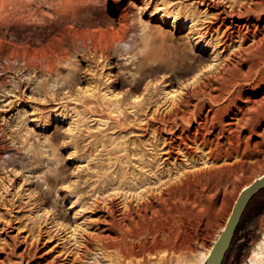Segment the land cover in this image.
Segmentation results:
<instances>
[{
    "label": "rangeland",
    "instance_id": "1",
    "mask_svg": "<svg viewBox=\"0 0 264 264\" xmlns=\"http://www.w3.org/2000/svg\"><path fill=\"white\" fill-rule=\"evenodd\" d=\"M23 4V0H0V34L4 38L0 37L5 40L0 41V264H49L54 257L60 264H110L116 252L105 254L98 247L101 238L118 232L127 243L125 248H145L144 264H204L242 188L264 173V123L260 117L264 103L258 107L263 91L253 90L252 49L234 57L239 39L222 44L215 28L207 32L211 10L202 0H28L25 7ZM18 7L26 9L22 12ZM91 9L100 18L87 32ZM123 12L134 19L125 33L118 26ZM98 27L100 30L95 29ZM120 35L122 43L115 41ZM22 40L31 57L25 56L28 51ZM43 42L47 46H41ZM13 45L26 53L18 51L23 53L22 60L15 49L20 62L32 58L38 68L28 67L26 62L21 65L11 57ZM28 46L42 47L44 52L51 46L48 50L52 52L45 53L54 64L39 67L45 53L39 48H31L35 54L30 53ZM44 56L45 61L50 59ZM227 64L232 69L225 72ZM75 72L80 82L74 79ZM219 73L223 78L236 73L243 79L229 82L230 78L223 79L216 75ZM214 74L222 88L219 103L237 97L233 111L243 108L246 113L239 131V143L246 148L236 151L235 144L226 145L230 154L226 150L228 155L213 157L206 148H197L192 157L182 151L168 157L163 140L167 134L154 131L155 114H169L185 86ZM225 82H234L235 87ZM115 118L125 122L122 127ZM42 177L51 178L52 186ZM263 200L264 193L244 212L223 264H245L253 255L254 264H264ZM141 203L151 205L152 211ZM109 218L114 233L105 230ZM82 251L87 257L79 256ZM21 254H25L22 260ZM101 257L107 258L100 261Z\"/></svg>",
    "mask_w": 264,
    "mask_h": 264
},
{
    "label": "bare ground",
    "instance_id": "2",
    "mask_svg": "<svg viewBox=\"0 0 264 264\" xmlns=\"http://www.w3.org/2000/svg\"><path fill=\"white\" fill-rule=\"evenodd\" d=\"M26 1V0H25ZM88 1V0H87ZM90 1H92V0H90ZM203 1V3H204V5L207 7V8H209L210 10H211V13H210V15H211V20L208 22V24L206 25V30H207V32L211 29V28H215L216 29V31H218V33H219V39H220V41H222V44H225V43H227V42H232V43H234L235 42V39H239V47H237L238 49H236L234 52H232V55L234 56V57H237V56H239V55H241L242 56V53L243 52H245V54H248L246 51H250L251 49H252V51L251 52H253V73H254V76H253V90H255V91H259V92H262L263 91V97L260 99L259 98V102H258V99L256 100L257 102H258V107H260L259 105L260 104H262V103H264V0H202ZM16 2H18V1H16ZM19 2H21V1H19ZM27 2H28V0H27ZM26 2V3H27ZM30 2V1H29ZM14 2H12V4H13ZM22 3V2H21ZM23 3L24 4H26L25 2H24V0H23ZM90 3V2H89ZM16 4V3H15ZM15 4H14V6H15ZM24 4H23V6H24ZM89 5V4H88ZM92 5H93V3H92ZM13 6V7H14ZM16 6H18L17 4H16ZM20 6V5H19ZM25 7V6H24ZM24 7H18V8H21L20 10H22V12H23V10L24 9H26V8H24ZM18 8H15L16 9V11H17V9ZM22 8H24V9H22ZM91 8V7H90ZM29 9L27 8V10H26V12L28 11ZM33 10V9H32ZM86 10V9H85ZM99 10V9H98ZM13 11H14V9H13ZM19 11V10H18ZM30 11V10H29ZM39 11H41V10H39ZM25 11H24V13H26ZM35 12V11H34ZM88 12H89V14H90V16H91V19H90V21L87 23V27L86 26H84V25H82V26H84V28L86 27V31L87 32H90L91 31V27H92V24L96 21H99V18H100V15L98 14L99 12H97V11H95L94 9H91V10H88ZM15 13V11L13 12V14ZM36 13V12H35ZM40 13V12H39ZM43 13H44V11H43ZM23 14V13H22ZM27 14V13H26ZM31 13H28L27 15H30ZM46 14V13H45ZM45 14H44V16H45ZM87 14V13H86ZM86 14L84 15V18H85V16H86ZM15 15V14H14ZM13 15V16H14ZM20 15V14H19ZM33 15V14H32ZM35 15V14H34ZM33 15V16H34ZM40 15H41V13H40ZM17 16V15H16ZM43 16V17H44ZM134 16V15H133ZM12 17V16H11ZM20 17H22V15H20ZM26 17V16H25ZM25 17H23L24 19H25ZM27 17H29V16H27ZM26 17V18H27ZM41 17V16H40ZM135 17V16H134ZM16 18V17H15ZM18 18H19V16H18ZM38 18V17H37ZM45 18V17H44ZM90 18V17H89ZM106 18V17H105ZM136 18V17H135ZM32 19V18H31ZM39 20H40V18H38ZM87 19V18H86ZM86 19H85V21H86ZM11 20V19H10ZM9 20V21H10ZM15 19H13L12 21H14ZM33 20H34V17H33ZM33 20L32 21H30V22H32V23H34L33 22ZM37 20V19H36ZM102 20V19H101ZM136 20V19H135ZM18 21H20V20H18ZM27 21V22H26ZM28 21L29 20H25V22L27 23V24H29L28 23ZM42 21V20H41ZM46 21V20H45ZM108 21V20H107ZM106 21V22H107ZM134 21V19H133V17H130L129 15H128V13H126V12H123L122 14H121V16H120V18L118 19V26H119V28H121V30L123 31V33H125L124 32V30L126 29H128L129 28V24L130 25H132V22ZM11 22V21H10ZM15 22V21H14ZM136 22V21H135ZM138 22V21H137ZM20 23V22H19ZM18 23V24H19ZM26 23H25V25H26ZM31 23V24H32ZM45 23V22H44ZM50 23V22H49ZM49 23H48V25H49ZM86 23V22H85ZM13 24V23H12ZM24 25V23L23 22H21V25ZM30 24V25H31ZM36 24V23H35ZM34 24V25H35ZM41 24V23H40ZM84 24V23H83ZM97 24V23H96ZM103 24V23H102ZM104 24H106V23H104ZM134 24V23H133ZM15 25V24H14ZM20 25V26H21ZM33 25V24H32ZM16 26V25H15ZM19 26V27H20ZM43 26H46L45 24H43ZM18 27V26H17ZM24 27V26H23ZM29 27H31V26H29ZM37 27V26H36ZM49 27V26H48ZM131 27H133V25L131 26ZM22 28V27H21ZM32 28V27H31ZM30 28V29H31ZM50 28H53L52 26L50 27ZM72 28V27H71ZM93 28V27H92ZM100 28H101V26H100ZM20 29V28H19ZM18 29V30H19ZM23 29H25V28H23ZM39 29V28H38ZM42 29H44V28H41V31H42ZM47 29V28H46ZM81 29V28H80ZM96 30L97 29H99V27L98 28H95ZM20 30H22V29H20ZM32 30V29H31ZM48 30V29H47ZM95 30V31H96ZM100 30V29H99ZM131 30V29H130ZM28 31V30H27ZM38 31V30H37ZM92 31H94V30H92ZM102 31V30H101ZM29 32H31V31H29ZM55 32H56V30H55ZM55 32H54V34L53 35H56L55 34ZM68 32V31H67ZM17 33H18V31H17ZM25 33V32H24ZM51 33V32H50ZM44 34V33H43ZM48 34V33H47ZM68 34V33H67ZM1 35V34H0ZM5 35V34H4ZM28 35V34H27ZM29 35H30V33H29ZM122 36L124 35V34H121ZM118 36V38L115 40L116 42H124V40H122V36ZM19 36V35H18ZM25 36H26V34H25ZM24 36V34H23V36L22 37H25ZM31 36V35H30ZM30 36H29V38H30ZM116 36H117V34H116ZM126 36V35H125ZM124 36V37H125ZM1 37H3L4 38V36H3V34L1 35ZM0 37V38H1ZM28 37V36H27ZM51 38H52V36H50ZM56 37V36H55ZM97 37H98V40L97 41H100L99 39H101L100 37H99V33H98V35H97ZM3 38H1L0 39V41L2 40L3 42L5 41V40H3ZM15 38V37H14ZM26 38V37H25ZM31 38H33V37H31ZM46 38H48V37H46ZM57 38V37H56ZM60 38V37H59ZM93 38V37H92ZM95 38H96V36H95ZM16 39V38H15ZM14 39V40H15ZM20 39V38H19ZM27 39V38H26ZM26 39H24V41L26 40ZM45 39V38H44ZM53 40L55 39L54 38V36H53V38H52ZM48 40V39H47ZM47 40L45 41V44L47 43ZM49 40H51L50 38H49ZM49 40H48V42H49ZM52 40V41H53ZM56 40V39H55ZM58 40V39H57ZM91 40V39H90ZM89 40V41H90ZM94 40V39H93ZM1 41V42H2ZM23 41V40H22ZM23 41V42H24ZM26 41H28V40H26ZM31 41V40H30ZM29 41V42H30ZM33 41V40H32ZM85 41V40H84ZM97 41H96V43H97ZM126 41V40H125ZM248 41H251V43H249V45L248 46H246V47H243V44H245V43H247ZM2 42V43H3ZM7 43H8V41H6ZM5 42V43H6ZM13 42V41H12ZM17 42V41H16ZM23 42H20V45H21V43H23ZM53 42H55V41H53ZM115 42V43H116ZM1 43V44H2ZM13 43H15V42H13ZM28 43V42H27ZM84 43H86V48L88 49V47H87V40H86V42H84ZM89 43V42H88ZM96 43L94 44V45H96ZM99 43V42H98ZM102 43V42H101ZM111 43V42H110ZM0 44V45H1ZM9 45H10V43H8ZM25 42L23 43V45H24V47H25ZM30 44H32V43H30ZM29 43H28V45H30ZM44 44V42H43V45H41V46H47V45H45ZM49 44V43H48ZM56 44V43H55ZM59 44V43H58ZM80 44H82V42L80 43ZM106 44V43H105ZM111 44H113V43H111ZM12 45V44H11ZM10 45V46H11ZM17 45H19L18 43H17ZM32 45H34V44H32ZM109 45V44H108ZM108 45H105L106 47L108 46ZM53 46H54V43H53ZM53 46H52V49H53ZM98 46H100V45H96V47L97 48H100V47H98ZM110 47L111 46H114V44L113 45H109ZM108 46V47H109ZM13 47H14V45H13ZM19 47H21V46H19ZM28 47H30V46H28ZM34 47H37V46H34ZM74 47H75V45H74ZM90 47H92V46H90ZM96 47H95V51H96ZM102 47H104V45L102 46ZM105 47V48H106ZM109 47V48H110ZM22 48H23V46H22ZM32 47H30V53L32 52L31 50L33 49H31ZM39 47H37L36 49L37 50H39V49H41V48H39ZM49 48H51V46L49 47H46V50L47 51H49L48 49ZM76 48V47H75ZM78 48H81V46L80 47H78ZM108 48V49H109ZM7 49H8V46H7ZM6 49V50H7ZM11 49H12V47H11ZM15 49H16V47H14L13 48V50H14V52H15ZM18 49V48H17ZM16 49V50H17ZM20 50H17L16 52H18V51H22L21 50V48H19ZM24 49H26V47L24 48ZM23 49V50H24ZM36 49H33V50H36ZM56 49V48H55ZM58 49V48H57ZM83 49V48H82ZM81 49V50H82ZM87 49H85V50H87ZM111 49V48H110ZM6 50H5V52H6ZM27 51H28V48L26 49ZM43 49H41V52L43 53L44 51H42ZM46 50H45V52H46ZM77 50V49H76ZM80 50V49H79ZM84 50V51H85ZM93 50V49H92ZM100 50H101V48H100ZM104 50H106V49H104ZM12 51V50H11ZM25 51V50H24ZM26 51V52H27ZM40 51V50H39ZM38 51V52H39ZM55 51V50H54ZM54 51H53V53H54ZM58 51V50H57ZM94 51V50H93ZM102 51H103V49H102ZM7 52H10L9 51V49L7 50ZM13 52V51H12ZM13 52V53H14ZM16 52H15V55H16V57H17V54H16ZM23 52V51H22ZM37 52V51H36ZM41 52H39V54L41 53ZM44 52V53H45ZM50 52H52L51 50L49 51V53ZM97 52V51H96ZM101 52V51H100ZM13 53H11V57H14L15 58V60H17V59H19L20 57H22L23 55H20V54H26L25 52H23V53H19L18 52V55L20 56H18L17 58L14 56V54ZM32 53H34V52H32ZM41 53V54H42ZM49 53L47 54V53H45V54H42L43 55V61H45L44 60V55H49ZM57 53V52H56ZM95 53V52H94ZM13 54V55H12ZM35 54V53H34ZM59 54V53H58ZM58 54H56V56H58ZM97 54V53H96ZM100 55H102L103 53L101 52V53H99ZM6 55H9V53H7ZM27 55H29V51H28V54H26L25 56H27ZM30 55H32V54H30ZM38 55V54H37ZM36 55V56H37ZM51 55V54H50ZM53 55H55V54H53ZM52 55V56H53ZM100 55H99V57H100ZM244 55V54H243ZM4 56V55H3ZM24 56V57H25ZM34 56V55H33ZM102 56H104V55H102ZM101 56V57H102ZM4 57H7V56H4ZM27 57H31V56H27ZM26 57V59H25V61L24 62H26V64H27V66L28 67H37L36 65H38V63H36V60L35 61H33V59L32 58H27ZM49 57V56H48ZM97 57H98V55H97ZM96 57V58H97ZM100 57V58H101ZM106 57V56H105ZM33 58H35V56L33 57ZM39 58H40V56H39ZM41 58H42V56H41ZM46 58V57H45ZM50 58V57H49ZM55 58V57H54ZM13 59V58H12ZM20 59H22V60H24L23 59V57L22 58H20ZM20 59H19V61H17V62H19V63H21L22 62V60H21V62H20ZM30 59H31V61H30ZM35 59H37V58H35ZM51 59V58H50ZM50 59H46V61L45 62H43V61H41V59L38 61V62H40L41 61V63H39V67H41V68H44V67H47V68H50L53 64H54V59L52 60H50ZM56 59V61H57V58H55ZM59 59V58H58ZM61 59V58H60ZM59 59V60H60ZM65 59V58H64ZM104 59V58H103ZM232 59V58H231ZM10 60V59H9ZM233 60V59H232ZM236 60V59H235ZM231 61V64H232V66H233V68L235 67L234 65L237 63L236 61ZM12 61H14V60H12ZM96 61H98L97 59H96ZM230 61V60H229ZM24 62H22V63H24ZM22 63H21V65H22ZM59 63H61V62H59ZM230 63V62H229ZM240 63V62H239ZM24 65V64H23ZM58 65V64H57ZM228 65V64H227ZM224 66V65H223ZM229 66V65H228ZM228 66H226V71L225 72H227V71H230V66L228 67ZM225 67V66H224ZM23 68V67H22ZM38 68V67H37ZM55 68H56V66H55ZM80 68V67H79ZM221 68V67H220ZM24 69V68H23ZM30 69H32V68H30ZM35 69V68H34ZM33 69V70H34ZM73 69H74V67H73ZM232 69V68H231ZM26 70V69H25ZM219 70V69H218ZM223 70V69H222ZM40 71V70H39ZM77 71V70H76ZM80 71V70H79ZM224 71V70H223ZM223 71H221V73H225V72H223ZM248 71H249V69H248ZM47 72V71H46ZM238 72H243L241 69H239L238 70ZM245 72H246V70H245ZM41 73V72H40ZM76 73V72H75ZM221 73H219V74H216V75H219L220 76V74ZM229 73H232V72H229ZM48 74H49V72H48ZM80 74V73H79ZM226 74V73H225ZM234 74V73H233ZM231 74L230 76H231V78L230 77H227L226 75V77L227 78H230L229 79V82H231V81H233V80H235V79H238V74ZM248 73H246V75H247ZM227 75H229V74H227ZM243 75H245L244 73H243ZM51 76V75H50ZM225 76H224V78H225ZM220 77H222V75L220 76ZM245 77V76H244ZM223 78V77H222ZM223 78V79H224ZM246 78V77H245ZM74 79H76V80H78V82H80L79 81V79H80V76H78V74L76 73L75 74V77H74ZM220 79V78H219ZM219 79L217 78V76H215V74H214V76H212L211 78L210 77H206V79H204V80H200V79H196L193 83H191V85H188V86H185L184 88L186 89L185 90V92L183 93V94H180V96H179V99H177V102L175 103V104H173V107L171 108V111H170V113L169 114H164V113H162V114H155V116H154V118H153V122H155V123H157V125L154 127V131L155 132H157L158 134H167V136L163 139L164 140V147H165V149H166V154H167V156L168 157H170V156H172L173 154H177V153H179L180 151H182L184 154H186V155H190V154H197V148H206L207 149V152L209 153V155L210 156H217V155H222V154H226L225 152H226V150H227V146L226 145H236V149L235 148H233V149H235L236 151H237V149H239V148H241L242 146V150H244L245 148H246V145L245 144H243V145H241L240 143H239V140H240V136H239V131H240V129L241 128H243V122L245 121L246 122V118H245V114L246 113H244V109L243 108H237V111H233V109H232V107L233 106H235L236 107V104H235V102H236V98L237 97H234V98H229L230 100H228L229 102L227 103V100H226V103L227 104H225L224 103V105H221L222 103H219L220 101L219 100H221V98H222V88H221V85H219L220 84V82H219ZM223 79H221L222 81H224ZM239 79H243V78H239ZM239 79H238V82H239ZM251 79V80H252ZM66 80V79H65ZM64 80V81H65ZM220 80V81H221ZM247 80V79H246ZM221 81V82H222ZM226 81V80H225ZM236 81V80H235ZM234 81V82H235ZM234 82H232L230 85H235V84H233ZM250 82V81H249ZM240 83V82H239ZM238 83V84H239ZM242 83H245L244 81L242 82ZM247 83H248V81H247ZM251 83V82H250ZM225 84L226 85H228V82H225ZM237 84V85H238ZM47 85V84H46ZM223 85V84H222ZM225 85V86H226ZM230 85H228V86H230ZM252 85V84H251ZM49 86V85H48ZM231 86V87H232ZM63 86H61V88H62ZM235 86H233L232 88H234ZM241 87V86H240ZM46 88V87H45ZM224 88H226V87H224ZM223 88V89H224ZM57 90H58V88H57ZM226 90V89H225ZM228 90H230L229 91V93L232 91L231 89H228ZM239 90V89H238ZM241 90V89H240ZM86 92V91H85ZM225 92V91H224ZM223 92V93H224ZM170 92H166V94H169ZM226 93V92H225ZM238 93V92H237ZM86 94H88V93H84V95H86ZM92 94V93H91ZM228 94V93H227ZM233 94V93H232ZM236 94V93H235ZM231 95V94H230ZM234 95V94H233ZM77 96H79V95H77ZM83 96V95H82ZM88 96H89V94H88ZM92 96H94L93 94H92ZM224 97H223V99L225 98V95H223ZM238 96V95H237ZM81 97V96H80ZM84 98V97H83ZM227 98V97H226ZM76 99H78V98H76ZM89 99V98H88ZM96 99V98H95ZM94 99V100H95ZM81 100H82V98H81ZM86 100V99H85ZM92 100V99H91ZM96 100H98V97H97V99ZM83 101V100H82ZM101 101V100H100ZM84 102H86V101H84ZM92 102V101H91ZM97 102V101H96ZM95 102V103H96ZM254 102V101H253ZM87 103H88V101H87ZM260 103V104H259ZM101 104V103H100ZM100 104H98V105H100ZM87 105V104H86ZM102 105V104H101ZM119 105V104H118ZM137 105H139V104H137ZM97 106V105H96ZM92 107V106H91ZM257 107V106H256ZM263 107V106H262ZM95 108H97V107H95ZM255 107H254V105H253V110H256V109H254ZM99 109H100V107H99ZM264 109V108H263ZM102 111H103V109H101ZM91 111H92V108H91ZM262 112H261V115H260V117H261V120H262V122L261 123H264V110H261ZM95 112H97V110L96 111H94V113ZM100 112V111H99ZM122 111H119V113H121ZM229 114H232V116H230V118L228 119V120H225L224 118H225V116H227V115H229ZM258 114V113H257ZM259 120V119H258ZM114 121H115V123H116V125L118 126V127H122L123 126V124L125 123V122H123L121 119H119V118H115L114 119ZM191 122H194V124L195 125H193V124H191ZM148 124L150 123V121H148L147 122ZM250 127H252V126H250ZM72 130V129H71ZM249 130H250V128H249ZM257 130V129H256ZM249 132V131H248ZM250 132L253 134V128L250 130ZM264 132V131H263ZM249 134V133H248ZM256 134V133H255ZM247 138H248V135H246L245 137H244V139L245 140H247ZM162 140V141H163ZM242 140H243V138H242ZM234 145V146H235ZM256 145H257V143H256ZM263 145V144H262ZM232 148V147H231ZM244 148V149H243ZM253 148V147H252ZM255 148V147H254ZM248 149V148H247ZM253 150V149H252ZM228 151V150H227ZM235 151V152H236ZM242 152V151H241ZM252 152V151H251ZM250 152V153H251ZM228 153L230 154V152L228 151ZM233 153V152H232ZM243 153H244V151H243ZM249 153V154H250ZM239 154H240V152H239ZM238 154V155H239ZM245 154V153H244ZM226 155H228V154H226ZM232 155V154H231ZM242 155V154H241ZM247 155V154H246ZM191 156V155H190ZM189 157V156H188ZM192 157V156H191ZM234 157V156H233ZM217 158V157H216ZM223 158H224V156H223ZM238 158V157H237ZM245 161V160H244ZM264 175V173L262 174V175H260V176H258L256 179H258V178H260L261 176H263ZM42 179H43V181H44V183L45 184H47V186H52L51 184H52V181H51V178H48V177H42ZM256 179H254V180H256ZM254 180H251V182L249 183V184H247V185H245V187H247L248 185H250V184H252L253 183V181ZM245 187H243L242 188V190L245 188ZM51 188V187H50ZM241 190V191H242ZM163 192V191H162ZM153 197H154V195H153ZM152 197V198H153ZM150 198V197H149ZM154 199V198H153ZM155 199H156V196H155ZM147 200H150V199H147ZM146 200V201H147ZM152 200V199H151ZM157 200H158V198H157ZM153 201V200H152ZM159 201V200H158ZM158 201H156V202H158ZM236 201V200H235ZM150 202V201H149ZM148 202V203H149ZM155 202V201H154ZM147 203V204H148ZM144 204H145V202H144ZM144 204L142 205V203H141V205L142 206H144ZM146 204V205H147ZM150 204V203H149ZM235 204V203H234ZM139 205V204H138ZM136 206V205H135ZM147 206H151V205H147ZM147 206H144V208L145 207H147ZM137 207V206H136ZM136 207H134V209L136 208ZM138 208H140V207H138ZM143 208V207H142ZM151 208H153V207H150V209ZM137 209V208H136ZM155 209V208H154ZM132 210V209H131ZM141 210V209H140ZM139 210V211H140ZM144 210V209H143ZM135 211V210H134ZM138 211V212H139ZM148 211V210H147ZM150 211H152V209L150 210ZM155 210H153V212H154ZM128 212H129V210H128ZM133 212V211H132ZM137 212V211H136ZM138 212H137V214H138ZM153 212H151V213H153ZM127 213V212H126ZM155 213V212H154ZM108 214H110V213H108ZM107 214V216H109ZM112 214V213H111ZM128 214V213H127ZM135 214V213H134ZM137 214H136V216H137ZM143 214H144V212H143ZM146 214V213H145ZM149 214H150V212H149ZM125 215V214H124ZM124 215H120L121 217H123ZM129 215V214H128ZM128 215H125V216H128ZM152 215V214H151ZM119 216V217H120ZM124 216V217H125ZM135 216V215H134ZM141 216V215H140ZM112 217H113V215H112ZM112 217H111V219H112ZM115 217V216H114ZM129 217V216H128ZM131 217V216H130ZM129 217V218H130ZM142 217V216H141ZM146 217H150V215L149 216H147L146 215ZM145 218V217H144ZM144 218H141L140 220H142L143 221V219ZM114 219V218H113ZM112 219V220H113ZM117 219V218H116ZM122 219V218H121ZM125 220H126V217L124 218ZM124 219H123V221H124ZM147 219V218H146ZM115 220V219H114ZM135 220H137V219H135ZM145 220V219H144ZM147 220H149V219H147ZM227 220H228V218H227ZM107 221V220H106ZM108 223H107V227H106V231H108V232H112V233H114V231H113V225H114V223H113V221H111L110 220V218L108 219ZM141 221V222H142ZM120 222V220H118V221H116V223H117V225H118V223ZM140 222V223H141ZM227 222V221H226ZM115 223V224H116ZM138 223V222H137ZM146 223V222H145ZM260 223H261V225L262 226H264V216L261 218V220H260ZM123 224V223H122ZM121 224V225H122ZM127 224V223H126ZM125 224V225H126ZM130 224H133V223H130ZM148 224V223H147ZM226 224V223H225ZM120 225V227H122ZM125 225H124V227H125ZM134 225V224H133ZM127 226H129V225H127ZM126 226V227H127ZM132 225H130V227H131ZM113 227V228H112ZM133 228L132 229H135L134 227H135V225L134 226H132ZM145 227V226H144ZM224 227H225V225L221 228V232L223 231V229H224ZM139 228H142V227H139ZM116 230H117V228H115ZM119 229V228H118ZM124 229V228H123ZM122 229V230H123ZM129 227H128V229H126L128 232H129ZM148 229V228H147ZM146 229V230H147ZM150 229V228H149ZM156 228L154 227V230H155ZM121 230V229H120ZM119 230V231H120ZM122 230H121V232H122ZM126 230H124V231H126ZM136 230H138V229H136ZM145 230V229H144ZM134 231V230H133ZM139 231H142V229L141 230H139ZM148 231V230H147ZM152 231V230H151ZM74 232V231H73ZM136 232H138V231H136ZM135 232V233H136ZM144 232V231H143ZM149 232V231H148ZM147 232V233H148ZM155 232V231H154ZM131 233V232H130ZM133 233V232H132ZM155 233H157V232H155ZM155 233H152V234H155ZM123 234V233H122ZM128 234V233H127ZM150 234V233H149ZM120 235H121V233H120ZM119 235V232H118V235H115V236H113L112 237V235H111V237L109 236V234H108V236L109 237H105V236H107V235H105V236H103V237H105L104 239L103 238H101L100 240H101V244H99V247H98V249L100 250V251H108V250H114L115 252H116V257L115 258H117V259H113V262L111 261V263L110 264H144V262H143V250L145 249H143V250H141V248H140V250L141 251H134V250H136V249H131V248H133L132 247V245H131V248L130 249H128V248H125V246H127L126 244L127 243H125V241H122V239H123V237L121 238V236ZM124 235H125V233H124ZM101 236V235H100ZM99 236V237H100ZM101 236V237H102ZM135 236V235H134ZM139 236V235H138ZM142 236V235H141ZM98 237V238H99ZM125 237H126V235H125ZM147 237H148V235H147ZM97 238V239H98ZM108 238H110V241L108 240V241H106V239H108ZM111 238H112V240H111ZM126 238H129V236L128 237H126ZM130 238H132V237H130ZM139 238V237H138ZM264 238V237H263ZM103 239V240H102ZM134 239V238H133ZM140 239V238H139ZM152 239H154V238H152ZM128 240H130V239H128ZM132 240V239H131ZM134 240H137V239H134ZM139 241V240H138ZM150 241V240H149ZM216 241V240H215ZM263 241H264V239H263ZM135 242V241H134ZM145 242L147 243L148 241H146V239H145ZM152 242V241H151ZM150 242V243H151ZM154 242H155V240H154ZM149 243V244H150ZM264 243V242H263ZM145 244V243H144ZM148 244V245H149ZM214 244V243H213ZM260 245V244H259ZM258 245V248L260 247L261 248V245L259 246ZM87 246V245H86ZM85 246V247H86ZM98 246V245H97ZM96 246V247H97ZM124 246V247H123ZM147 246V245H146ZM151 246V245H150ZM149 246V247H150ZM145 247V246H144ZM264 247V246H263ZM87 248V247H86ZM146 248H148V247H146ZM151 248H152V246H151ZM212 248V247H211ZM259 248V249H260ZM35 249V248H34ZM138 249V248H137ZM31 250V249H30ZM37 250V249H36ZM87 250V249H86ZM139 250V249H138ZM149 250V249H148ZM210 250V249H209ZM257 250V249H256ZM29 251V250H28ZM145 252H146V250H144ZM150 251V250H149ZM258 251V250H257ZM256 251V252H257ZM260 251V250H259ZM263 251V250H262ZM262 251H260V252H262ZM23 252H25V251H23ZM22 252V253H23ZM32 252V253H31ZM30 253H31V255H33V253H35V250L34 251H31ZM86 251H82V253L80 252V254L81 255H79V256H81V258L82 257H85L86 256V253H85ZM114 252V253H115ZM148 252V251H147ZM26 253V252H25ZM88 253V252H87ZM101 253V252H100ZM108 253V252H107ZM209 253H210V251H209ZM27 254V253H26ZM90 254V253H89ZM105 254H106V252H105ZM146 254H149V253H146ZM208 254V253H207ZM253 254H255V253H253L252 252V255ZM25 255V254H24ZM23 254H21L20 255V257H21V259L20 260H22L25 256H24ZM209 255V254H208ZM208 255H207V257H208ZM256 255H260V254H257L256 253ZM34 256V255H33ZM102 256V255H101ZM103 256H108V255H103ZM112 256V257H113ZM253 256H255V255H253ZM252 256V258H251V260L247 263H245V264H254V262H253V260H255V263H256V259H254V257ZM19 257V258H20ZM87 257V256H86ZM251 257V256H250ZM259 257L260 256H258V258H257V260L259 259ZM42 258V257H41ZM77 258V257H76ZM79 258V257H78ZM80 258V259H81ZM103 258L104 257H101V258H99V260L100 261H102L103 260ZM106 258L107 257H105L104 259L106 260ZM133 258V259H132ZM137 258V260H135L134 261V259H136ZM207 259V258H206ZM52 261L50 262V261H48L49 262V264H57L58 263V261H59V259H58V257H54V258H52L51 259ZM111 260V259H110ZM96 261V260H95ZM206 261V260H205ZM260 261H261V259H260ZM260 261H257V262H260ZM75 262H77V260H75ZM44 264H47V263H44ZM58 264H60V263H58Z\"/></svg>",
    "mask_w": 264,
    "mask_h": 264
},
{
    "label": "water",
    "instance_id": "3",
    "mask_svg": "<svg viewBox=\"0 0 264 264\" xmlns=\"http://www.w3.org/2000/svg\"><path fill=\"white\" fill-rule=\"evenodd\" d=\"M264 189V175L245 187L238 195L223 231L216 239L204 264H223L233 242L238 224L251 199Z\"/></svg>",
    "mask_w": 264,
    "mask_h": 264
},
{
    "label": "trees",
    "instance_id": "4",
    "mask_svg": "<svg viewBox=\"0 0 264 264\" xmlns=\"http://www.w3.org/2000/svg\"><path fill=\"white\" fill-rule=\"evenodd\" d=\"M264 193V190L262 191H260V192H258L252 199H251V201L249 202V204H248V206L250 205V203L255 199V198H257L258 196H260V195H262ZM264 201V200H263ZM248 206H247V208H248ZM246 208V209H247ZM246 211V210H245Z\"/></svg>",
    "mask_w": 264,
    "mask_h": 264
}]
</instances>
